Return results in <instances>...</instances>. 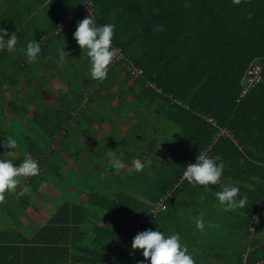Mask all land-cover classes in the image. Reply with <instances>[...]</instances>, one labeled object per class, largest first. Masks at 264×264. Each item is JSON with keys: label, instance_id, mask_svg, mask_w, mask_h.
Wrapping results in <instances>:
<instances>
[{"label": "trees", "instance_id": "1", "mask_svg": "<svg viewBox=\"0 0 264 264\" xmlns=\"http://www.w3.org/2000/svg\"><path fill=\"white\" fill-rule=\"evenodd\" d=\"M84 2L96 26L115 25L112 47L123 55L103 80L92 79L88 50L73 36L88 16ZM158 25L164 31H154ZM0 28L18 38L15 51L0 50V142L15 139L11 161L18 165L27 153L40 169L20 178L17 190L47 182L74 189L63 194L54 220L81 211L80 234L92 241L84 252L99 262L108 254L107 264H150L131 244L151 229L178 234L195 264L264 261V247L250 243L261 229L256 214L264 216V0H0ZM33 40L41 51L29 63ZM62 48L69 54L63 59ZM252 62L261 80L247 86ZM52 80L62 83L56 94ZM111 151L123 153L118 173ZM200 153L222 157L220 184L183 178ZM133 159L152 163L131 172ZM228 184L240 189L237 201L247 196L244 208L221 205L215 194ZM161 198L164 209L144 219Z\"/></svg>", "mask_w": 264, "mask_h": 264}, {"label": "clouds", "instance_id": "2", "mask_svg": "<svg viewBox=\"0 0 264 264\" xmlns=\"http://www.w3.org/2000/svg\"><path fill=\"white\" fill-rule=\"evenodd\" d=\"M232 2L235 5H239L241 0H232ZM252 15V13H249L247 18L251 19ZM114 29L115 25L111 23L99 27L96 26L93 18L89 15L78 22L76 31L73 33L78 46L81 49L88 50L87 55L91 63L90 73L94 80H103L107 77L108 66L118 53V49L112 47ZM153 30L164 31V27L163 25H158ZM5 36H9V39L5 40ZM17 40L15 32L9 34L5 29L0 28V50L6 48L8 52L15 51ZM40 51L41 47L38 41L28 42L26 55L29 58V63L35 62ZM59 55L63 59L67 56V53L62 48ZM0 146L13 150L17 147V141L8 137L3 142H0ZM109 155L111 157L110 166L118 173L125 166L122 159L123 153L118 155L115 151H111ZM218 161L219 163H217ZM151 163V160L142 162L140 159H133L131 172H141L146 167H150ZM224 167L222 157L216 156L213 158L205 153H200L196 156L194 163L186 165L183 178L194 185L220 184ZM39 171L37 162L27 153L25 154V159L18 165H15L11 160L0 159V204L5 202L6 192L13 193L16 191L21 184L20 178L36 176ZM23 191L27 192L29 189L25 188ZM239 192L240 189L238 187L228 184L224 185L222 191L217 192L215 195L221 205L225 206V210L231 211L244 208L247 203L246 195L237 201L236 197ZM203 199L204 197L201 196V200ZM195 226L203 232L205 224L202 216L195 217ZM209 226L219 227V225ZM131 248L133 250L141 249L143 257L145 260H149L150 264H195L192 255L188 253V248L181 244L178 234L165 237L162 231L145 230L135 235ZM137 264H143V262H137Z\"/></svg>", "mask_w": 264, "mask_h": 264}, {"label": "crops", "instance_id": "3", "mask_svg": "<svg viewBox=\"0 0 264 264\" xmlns=\"http://www.w3.org/2000/svg\"><path fill=\"white\" fill-rule=\"evenodd\" d=\"M65 158L73 164L69 157ZM24 189L12 193L17 198L15 202L6 199L0 204V264H107L108 254L99 262L96 253H87L81 248L91 241V237L80 234L81 227L86 226L85 220H79L81 211L66 216L59 214L54 220L63 194L74 189L62 187L61 190L50 182L39 186L38 191L24 192ZM87 198L85 194L80 195V201ZM255 219L261 229L250 238V243L263 248L264 216L257 218L256 214Z\"/></svg>", "mask_w": 264, "mask_h": 264}, {"label": "built area", "instance_id": "4", "mask_svg": "<svg viewBox=\"0 0 264 264\" xmlns=\"http://www.w3.org/2000/svg\"><path fill=\"white\" fill-rule=\"evenodd\" d=\"M115 48V47H114ZM118 49V53L115 56V58L113 60H119L123 57L122 52L119 48ZM127 68L133 73V74H139L141 73V69L138 67H135L133 64L128 63L127 64ZM246 82H247V86L250 85H254L257 82H259L261 80V66L260 64L256 63V62H252L251 65L248 67L247 71H246ZM158 209H164V199L161 198L158 202H157V207L155 209H151L148 214H146V216L144 217V219L149 218L150 216H153V214L158 210ZM144 219L141 220V224H143ZM261 264H264V261H261Z\"/></svg>", "mask_w": 264, "mask_h": 264}, {"label": "rangeland", "instance_id": "5", "mask_svg": "<svg viewBox=\"0 0 264 264\" xmlns=\"http://www.w3.org/2000/svg\"><path fill=\"white\" fill-rule=\"evenodd\" d=\"M82 9H84L85 10V13L89 16V14H90V3L89 2H84V4H83V7H82ZM67 55H69V54H67ZM62 85V83L59 81V80H52L50 83H49V88L51 89V93L52 94H56V89H57V87H59V86H61ZM53 103H54V101H53V99L51 100ZM32 110V109H31ZM7 111V110H6ZM28 117H31V112L30 111H28ZM9 114H7V116H8ZM9 116H11V115H9ZM97 128V127H96ZM100 131H101V129H99V128H97V131L96 132H92L91 133V137H95V139H97L98 137H99V134H100ZM97 137V138H96ZM54 145V144H53ZM50 147H52V146H50ZM56 147V146H55ZM160 155H161V157L163 158V157H166V155L163 153V152H160L159 153ZM13 156H15L14 158H13ZM18 156V153L16 154L15 152H11V149H8V148H5V147H2V146H0V159H4V158H7L8 160H14V161H17V159H16V157ZM160 163H163V160L161 159L160 161H159ZM79 172H81L82 173V171H80L79 170ZM27 178V177H26Z\"/></svg>", "mask_w": 264, "mask_h": 264}]
</instances>
